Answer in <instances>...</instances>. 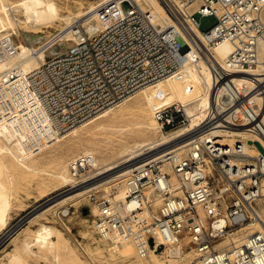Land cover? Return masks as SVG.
Returning a JSON list of instances; mask_svg holds the SVG:
<instances>
[{
	"label": "built area",
	"instance_id": "built-area-1",
	"mask_svg": "<svg viewBox=\"0 0 264 264\" xmlns=\"http://www.w3.org/2000/svg\"><path fill=\"white\" fill-rule=\"evenodd\" d=\"M164 1L180 27L159 28L135 0L103 1L85 21L74 18L45 35L37 47L44 57L28 69L14 60L17 31L0 30V130L19 149L38 151L144 87L181 74L193 89L205 64L207 103L182 137L186 149L165 150L115 180L128 187L124 198L115 197L118 186L90 192L93 229L100 240H131L140 257L190 250L202 264H264V154L256 145L264 147V0ZM196 14L217 23L202 30ZM224 41L232 49L222 63L214 50ZM247 71L255 72L236 76ZM153 113L170 137L191 123L180 102L154 103ZM232 130L244 133L229 142L224 131ZM71 167L76 186L101 175L89 154ZM69 214L70 206L57 210L60 218Z\"/></svg>",
	"mask_w": 264,
	"mask_h": 264
},
{
	"label": "bare ground",
	"instance_id": "bare-ground-1",
	"mask_svg": "<svg viewBox=\"0 0 264 264\" xmlns=\"http://www.w3.org/2000/svg\"><path fill=\"white\" fill-rule=\"evenodd\" d=\"M20 1L21 2L18 4L23 5L24 14L26 15V18H27V23L30 24L32 27H37L38 25L42 26L48 23L51 24L60 17L58 5L54 0H20ZM102 1H109V0H102ZM135 1L139 5H141L142 8L144 9L148 8L150 11L153 12L154 16L157 17V25L159 28H163L165 23H169V24L173 23L179 26V23L174 18L170 10V6H168V4L164 0H135ZM9 3H7L6 1L4 2L3 0H0V30L8 28L9 27L8 25L13 27L15 23H19L17 22L18 16L16 18L15 15L12 13L13 11L11 12V7L13 6L12 5L13 3L11 4ZM14 4H17V3L14 2ZM8 5H11V6L9 7ZM16 7H20V6H16ZM95 7H94V4L91 3V6H90L91 10L95 9ZM189 11H192V10L189 9ZM90 13H92V11ZM60 19L62 20V17ZM70 19H71L70 16L65 17V21L67 20L69 22ZM18 26H20V23ZM41 26L39 27L41 28ZM91 27L92 26H90V28ZM29 28H26V29L29 30ZM40 28L39 29L36 28L37 30L34 29L36 30L34 33L24 34L26 43L25 42L20 43L19 52L14 58V60H17L19 62V65L22 66L24 69H28L30 67L36 66L40 62L39 59L44 57V52L42 51V49L36 48L37 46L35 45L36 44L35 42L37 41H40V43L44 41V37L41 34L44 31H42ZM187 29L189 30L190 33L198 32L196 27L190 23L187 24ZM21 33L22 32H20V34ZM20 42L22 41L20 40ZM231 49H232V44L230 42L224 41V42H221L215 48L214 54L220 62L224 63ZM262 57H264V48L262 50ZM4 68H5L4 65H0V70ZM252 72H255V71H247L245 72V74L241 73L236 76L241 77V79H245L249 74H252ZM194 75L195 77L192 79L193 89L186 87L189 81L185 76L181 74L169 80L160 81L156 85L144 87L141 89L142 91L139 90L137 93H135L133 96H131L126 101L121 102L115 107L102 111L95 117L91 118L87 122L77 127H73L72 129L65 131L64 133H62L61 136H59L57 140L50 143L49 145H53L63 140V138L70 137V136H77L84 127L90 126L91 124L92 125H103L107 120L106 118L115 114L118 109L122 108L124 104L127 103V101L143 93H148L149 95L148 99L144 101L143 103V105L145 106V109L151 115L149 121L147 122L146 121H136L132 123V126H129L126 124H122L121 121H126L124 119V116L126 115L121 113V115L116 117V120L109 121L110 123L108 125V127L110 128L114 127L115 129H117V132H118L117 141H120L121 138L129 131H135V132L144 134L145 137L142 139L136 140L131 144H123V148L117 151L115 154H113V160L107 163H104L100 158L95 157L91 148L84 149L85 151L83 150V154H89L95 157V164L97 166L99 165L98 168H102V170L99 173L101 175L95 178L93 181H90L84 185L75 187L73 190L58 197V199L59 198L60 199L59 200L57 199V202H55L54 204H51L53 202L52 200V202H50L51 205L48 202V205H45L39 208L37 211L33 212L30 216L22 219V221L25 220V225L16 229L14 232L15 234L11 235L12 244H13L11 246H13V248L10 247L12 249L6 253V257L5 259L3 258L4 261L2 263L3 264H29L30 259H35V261L40 260V259H46V260H49L51 264H75V261L73 260L70 261L69 258L66 256L69 250H66L67 249L66 241L61 236L60 229L56 228L55 224L51 225V224L42 222L40 218H42L49 209H51L52 207L58 204L61 205L62 203H64L67 200L69 201L70 199H73L75 201L78 198L83 197L87 192L91 191L94 188L114 182L115 180L122 178L123 176L128 174L131 168L134 166L130 164H126L120 167V165L130 162V160H126V159H129L132 156H135L139 154L140 152H143L145 149H149V148L156 149L159 146L168 144V146L166 145L164 149L158 152L152 153V154L150 153L149 156L143 157V159L141 158L142 160L140 161V163L149 158L154 157L158 153L160 154L164 150L172 149L174 147H178L179 151L185 150L186 147L188 146V143L186 142L189 140V138H186V137L182 138V137L185 136V134H187L186 132L188 130H191L193 126L197 124V121L199 118L203 117L202 108L207 103V98L205 97L204 90L206 86L208 85V83H210L211 81V73L206 69L205 64L203 65L202 69L198 70ZM159 91H163L165 93V97L163 99L157 98V94ZM154 100H161L165 103L180 102V103L185 104L187 113L190 116V121H191L188 128H184L174 137L168 136L170 137L168 138L166 135H163L160 138H155L154 134H155L156 129L159 127V125L156 119L152 117V113H153V103L152 102ZM104 128H107V127H104ZM221 132L223 131L216 130V133L221 134ZM238 132L240 131H237V130H232L230 132L224 131L226 140H228L229 142H233ZM0 133L2 134V136H0V162L2 165L0 166V171H1L0 173H7L11 169L13 170H20V169L33 170L39 167V165L35 161V156L32 155V156H29V158L28 157L25 158L24 154L30 151L19 149L15 145L16 142H13V140L9 139V137L4 136L1 130H0ZM240 133H244V132H240ZM111 149H112L111 145L101 146L99 151L100 153L104 155H109V153H111L110 151ZM244 149L246 152L250 154H257V151L248 145H245ZM20 152H22L23 154H21ZM72 163H73V160L71 164ZM67 164L68 162H59L51 173V176L55 180H57L59 183L67 184L71 182L72 180L74 181V178L72 177L73 175H71ZM74 186H76L75 183H74ZM128 192H129L128 187L120 185L118 186V190H117L115 197L124 198L125 196L128 195ZM152 192L154 196H157V193L155 191H152ZM63 196L65 198L62 199L61 197ZM130 205H132V203ZM90 209H91V213L93 214L97 212V208L94 204H91ZM30 224H35L37 226L33 228L32 226H30ZM80 224L83 225V222H81ZM85 228H86V224H85ZM250 232H253V231H250ZM95 241H97V239ZM103 244H101V246H103ZM62 245H64L63 246L65 247L64 249L62 248ZM109 246H110V243H109ZM104 247H105V244L103 248ZM115 248L122 253L121 255H124L127 257H130V256L133 257L132 255L136 256L137 262H134L133 264H173V260H175V258L181 257V254H182L181 252H179V254L177 255H172L173 257H171L169 262H165L164 260L158 257V254L153 253V252H151L149 256L140 257L135 243L129 239H118L117 244L115 245ZM111 254H112V251H111ZM119 260H122V259H119ZM34 264H37V263H34ZM197 264H202V263L200 260H198Z\"/></svg>",
	"mask_w": 264,
	"mask_h": 264
},
{
	"label": "rangeland",
	"instance_id": "rangeland-1",
	"mask_svg": "<svg viewBox=\"0 0 264 264\" xmlns=\"http://www.w3.org/2000/svg\"><path fill=\"white\" fill-rule=\"evenodd\" d=\"M3 1L4 2L6 1L7 3L10 2L9 4L13 3L12 4L13 6L11 7V12L13 11L12 13L15 15L16 18L18 16L17 22L20 23V26H18L19 23H15L13 27L8 25L9 26L8 28L15 27L17 31V34L15 36H16V39L19 45L20 43H23V42L26 43L24 34L34 33L37 29L40 28L39 26L41 25H38L37 27H32L30 24L27 23V18H26V15L24 14L23 5L18 4L21 2L20 0H3ZM54 1L58 5L60 17L58 18L59 20L57 19L51 24L48 23V24H44L41 26L40 29L44 31L41 33L43 37L47 34H50L52 31L56 29H60L68 25L70 22L73 21L74 18H83L82 21H85L86 19L89 18V15H91L90 13L92 11L91 10L92 7L90 8L91 3L94 4V7H95L99 3L103 2L102 0H54ZM14 2L17 4H14ZM15 5L20 6V7H16ZM8 6L10 7L11 5H8ZM86 13L87 14L89 13V14L87 15ZM68 16H70L71 19L69 22L66 20L67 21L66 23L65 17H68ZM61 17H62V20L60 19ZM196 18L200 22V28L205 31L210 29L217 23V18L214 15L196 14ZM24 27L26 28L31 27V28H29L28 30ZM23 28L25 31L23 30ZM18 31L22 33L20 34V32ZM20 40L22 42H20ZM35 43H36L35 45L38 47L42 42L40 43V41H37ZM148 97H149L148 93H143L127 101V103L124 104L122 108L118 109L115 114L107 117L106 118L107 120L103 125H92L91 124L90 126L84 127L77 136L66 137V138H63V140L59 141L58 143L46 146L45 148L41 150L25 153L24 154L25 158L26 157L29 158V156H32V155L35 156V161L39 165L37 169H33V170L31 169L30 170L11 169L7 173H0V264H3L2 262L4 261L6 257V253L13 248V246H11L13 245L11 235L15 234L14 232L16 229L25 225V220L22 221V219L30 216L33 212L37 211L39 208L45 205H48V202L50 204L52 200L53 202L51 204H54L55 202H57L58 197L73 190L75 187L81 186V185L74 186L75 181L73 180L67 184L59 183L57 180H55L51 176L52 171L54 170V168L59 162H68L67 165L72 175L71 162L78 155L83 154L84 149L91 148L95 157H98L104 163H107L113 160V154L121 150L123 148V144H131L134 141L145 137L144 134H141L135 131H129L121 138L120 141H117L118 139L117 129H115L114 127L110 128L108 127V125L110 123L109 121L116 120V117L121 115V113L126 115L124 116V119L126 121H121L122 124L132 126V123L136 121H146V122L149 121L151 115L147 112V110L145 109V106L143 105L144 101H146ZM157 102L161 103L163 101L154 100L152 103L154 104ZM152 117H154V113H152ZM104 127H107V128H104ZM154 135H155V138H160L163 135H166L167 137L169 136L166 133L162 132L159 127L156 129ZM0 136H2L1 133H0ZM108 145L112 146V149L110 150L112 154L109 153V155H104L100 153L99 150L101 146H108ZM166 145L168 146V144H165V145L159 146L156 149L154 148L145 149L143 152H140L139 154L132 156L129 159H126V160H130V162L121 164L120 167L126 164L135 166L140 163L143 157H147L150 155V153L152 154V153H155V152H158L164 149ZM20 153L23 154L22 152ZM0 166H2L1 162H0ZM98 169L99 171L102 170V168H98ZM115 183L116 181L105 184V185H101L97 188H94L95 190L94 189L92 190L98 195L108 194L111 191V189L114 188V186H118V184H115ZM112 184H115V185H112ZM92 190L87 192L83 196L84 198L80 197L75 201L73 199H70L69 201L67 200L61 205L58 204L52 207L51 209H49L50 211L48 210L44 214V216L40 218V220L42 222H45L51 225L55 224V227L60 229L61 236L66 241V247H67L66 250H69L66 256L69 258L70 261L71 260L75 261V264L77 263L78 264H133L134 262H137L136 256L134 255H132L133 257L131 256L127 257L124 255H121L122 253L115 248V245L117 244L116 242L111 241V240H100L96 236V233H94V229L92 225L93 224L92 223L93 213H91V209H90L91 204H93V202L90 200V197H89V193L92 192ZM61 198L63 199L65 197L63 196ZM61 206H70V214L63 218H60L57 215V210ZM74 214L77 217H75ZM81 222H83L84 226L80 224ZM84 222L86 224V228H85ZM30 226L35 228L37 225L30 224ZM96 239L97 241H95ZM103 243L105 244L106 248L105 247L103 248L104 246ZM109 243H110V246H109ZM101 244H103V246H101ZM63 246L64 245H62V248L64 249L65 247ZM111 251H112V254H111ZM115 257L117 258L119 257V258L117 259ZM158 257L164 260L165 262H169L171 259V256L169 257L161 256L159 254H158ZM119 259H122L123 262L122 260H119ZM198 260H199L198 254L195 251L186 250L185 254H181V257L175 258V260H173V264H197ZM34 263H37V264H44V263L49 264L50 263L51 264V262L46 259H40L36 261L35 259L29 260V264H34Z\"/></svg>",
	"mask_w": 264,
	"mask_h": 264
},
{
	"label": "water",
	"instance_id": "water-1",
	"mask_svg": "<svg viewBox=\"0 0 264 264\" xmlns=\"http://www.w3.org/2000/svg\"><path fill=\"white\" fill-rule=\"evenodd\" d=\"M256 145L258 146V148L262 151V153L264 154V147L259 143L256 142Z\"/></svg>",
	"mask_w": 264,
	"mask_h": 264
}]
</instances>
